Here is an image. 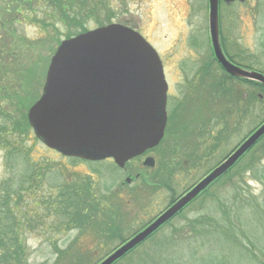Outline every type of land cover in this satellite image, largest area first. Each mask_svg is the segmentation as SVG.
Here are the masks:
<instances>
[{"label": "trees", "instance_id": "16d2710c", "mask_svg": "<svg viewBox=\"0 0 264 264\" xmlns=\"http://www.w3.org/2000/svg\"><path fill=\"white\" fill-rule=\"evenodd\" d=\"M111 8L107 0H0V152H4V159H14L21 168L19 175L23 172L19 187L11 186L10 181L6 188H0V264H29L27 234L39 235L47 243L55 256L53 264H80L82 261L97 264L100 261L93 262L89 252L93 250L105 257L115 249L114 244L121 245L145 226L131 230L129 202L122 199L118 189L123 185H104L92 176L80 174L65 176L64 170L56 167L59 165L37 164L32 160V147L26 143V138L32 135L26 111L40 86L38 84L31 95L19 88L18 92H13L17 85L33 88L43 68L30 75L28 67L20 66L19 45L31 42L21 39L11 43L12 38L7 35L11 29L22 24L34 27L45 34L35 43L52 42L59 46L61 42L56 37L68 40L89 31L84 24L91 21L95 12L98 13L96 27H102L100 11L108 12L106 25H109L114 18ZM259 47L264 50V44ZM236 57L228 54L231 62L239 64ZM31 69L37 68L34 65ZM256 71L264 74V68ZM223 80L217 102L221 100L228 105V133H232V123L239 127L242 113L251 114L257 103L264 104V86L227 75ZM263 122L264 117L255 129ZM188 129L193 134V129L185 130ZM170 137L173 138L169 146L170 163L164 161L161 165L167 168L171 164L174 169L186 163L193 170L199 163L193 155L197 147L189 141L192 162L183 161L181 165L176 159L186 156H180L179 136ZM208 156L203 155L202 159ZM263 160L264 136L172 220L114 264H264ZM173 169L169 168V173ZM92 173L99 177L98 171L92 170ZM49 175L54 186L48 188L45 177ZM251 183L260 185L258 193L249 185ZM72 232H78V237L71 243L68 240V246L62 248L61 237ZM81 236L91 238L92 250L88 240L86 247L78 244Z\"/></svg>", "mask_w": 264, "mask_h": 264}, {"label": "rangeland", "instance_id": "374dc122", "mask_svg": "<svg viewBox=\"0 0 264 264\" xmlns=\"http://www.w3.org/2000/svg\"><path fill=\"white\" fill-rule=\"evenodd\" d=\"M107 2L112 7L111 10L114 14V18L109 24H120L137 31L156 51L165 66L167 83L170 86V90L173 89L175 91V88L179 85H186L187 78L191 84L195 71L197 70L195 69L196 63L198 68L201 61L203 62L200 66V72L202 74L204 72L207 73L214 87V74L211 66L205 63L211 55L207 28V0H107ZM219 7L220 33L227 53L234 57L237 56L236 59L243 66H251L254 70L264 68V50L259 47L261 44H264V0H248L244 4L232 3L229 6L220 3ZM106 13L108 12L100 11V25L102 26H106L107 24ZM97 15L98 13L96 14L95 12L93 18L90 19L91 21L84 24L87 30L97 28ZM7 35L11 36V43L18 42L21 39L32 43H21L19 45L20 53L18 55L20 57V66L23 68L24 66L28 67L31 70L30 75L38 73L41 68H43V73L33 88L28 89L27 85H17L13 92L19 88L24 93L31 95L32 90L39 84L38 94L34 100L37 101L40 97L50 57H52L57 49V45L52 42L46 45L35 43L42 40L45 34L39 33L34 27L23 24L11 29ZM56 39L60 42L64 40H60L59 37H56ZM191 42H195L199 46L197 44L196 46H190ZM27 45L30 46L28 47ZM197 46L201 49L199 50ZM236 64L238 65V63ZM34 65L37 69L32 71L31 68ZM224 76L221 70L220 73H216L215 85L217 89H212L210 91L211 95L203 100L206 104L209 103L212 93L215 95V101L217 102L220 96L218 91H220V85L224 81L222 79ZM195 81L197 84H200L198 76H195ZM197 90L196 88L195 92ZM21 96H23V93ZM259 98L260 100L263 99L261 95H259ZM189 100L190 96L187 97L184 106L175 104L171 108L172 121L169 124L167 123V137L164 143L156 151L148 153V157L154 158L155 165L153 168L145 167L144 171H142L143 173L147 172L144 177L147 181H134L130 185L124 184L123 187L118 188L121 191V197L123 198L124 195V200H128L129 202L130 219H132L130 222L131 230L155 218L169 206L172 200L177 199L184 191L205 177L209 171L249 136L257 126L259 120L264 117V104L260 105L257 103L256 108L251 114L242 113L241 120L238 122L239 127L232 123V126H234V132L232 133H228V118H222L220 121V125L222 124V126H216V150L208 158L206 165L204 167L202 166L203 168H194L195 170H192L185 165L186 163H184V166L174 169L171 164L167 168L163 167L161 165L162 162L170 163L169 157L171 156V149L169 148V144H173L170 136L175 135L176 128H179L176 126L175 121H178L179 124L184 121L189 111V107H186ZM222 112L228 114V105L226 102L223 104L220 100L217 102L215 110L217 121ZM230 134L233 135L229 138ZM189 138L190 136L188 135L180 141V156H186L183 159L180 158L181 160L176 159V162H180L181 165H183V161L192 162V158L189 155L193 154V151L189 147L190 143L187 140ZM26 141L28 147H32V160L35 163L44 164L46 162L56 161L59 164L66 165L68 168L63 167L65 176H72L73 174L90 175V168H92L99 172L101 184L118 186L125 179L122 171L120 169L118 170L117 167L116 169L111 162L109 163L106 160L90 163L89 165L87 163H72V161H67L61 156L50 152L39 142H35L32 135L26 138ZM196 153L199 156V152L196 151ZM203 162L204 159L197 164H202ZM139 165L140 160L131 161L126 166L127 173L134 175L139 171ZM169 168L173 169L171 173H169ZM20 169L14 163V159H4V152H0V188L2 186L6 188L10 181L11 186L14 184L15 187H19L23 176V172L20 175L18 173ZM93 178L97 180V177L94 176ZM249 185L255 193L259 192L260 185L253 183ZM45 186L48 188L54 186L50 177H45ZM112 189L115 188L113 187ZM126 234L129 235L130 233L127 232ZM78 235V232H72L67 234V236H62L59 242L61 247H67ZM26 236V245L30 249L28 263L53 264L55 256L52 255L47 243L41 240L39 235L27 234ZM87 240L90 241L89 248L92 250L93 244L90 237L84 238L81 236L78 244L80 242L79 245L86 247L89 245ZM114 246L115 248L119 247L117 244H114ZM89 254L93 258V262L96 261V263L108 255L104 257L99 255V252L94 253L93 250ZM80 264H84V262L82 261Z\"/></svg>", "mask_w": 264, "mask_h": 264}, {"label": "water", "instance_id": "95a60500", "mask_svg": "<svg viewBox=\"0 0 264 264\" xmlns=\"http://www.w3.org/2000/svg\"><path fill=\"white\" fill-rule=\"evenodd\" d=\"M218 1L208 0L215 59L231 77L264 86V75L240 68L222 53ZM225 4L246 0H221ZM166 93L161 62L134 30L110 24L62 41L46 71L40 98L27 112L34 136L64 157L111 159L123 168L154 149L164 135ZM264 136V123L201 181L98 264H114L177 215ZM145 166H153L147 158Z\"/></svg>", "mask_w": 264, "mask_h": 264}, {"label": "flooded vegetation", "instance_id": "af4514ba", "mask_svg": "<svg viewBox=\"0 0 264 264\" xmlns=\"http://www.w3.org/2000/svg\"><path fill=\"white\" fill-rule=\"evenodd\" d=\"M220 46H221L222 52H223L226 60L228 61V53L225 50L224 42H223V40L221 41V38H220ZM202 62L203 61L200 62V64L198 65V68H197V63H196L195 69H197V70L195 71V74L193 76V80H192L191 84H190L189 79L187 78L186 85H184V86L179 85L177 88H175V91H173V89L170 90V86L167 83L168 89H167V98H166V115H167L166 126H167V123L169 124V122L172 121L171 120L172 114L170 111L171 108H173L175 104L184 106L187 97L190 96V100L186 105V107H189V111L186 114L184 121L181 122L180 124L178 123V121H175L177 124L176 126H178L180 128L176 131L175 134H177L179 136L180 141L182 139H184L185 137H187L188 135L190 136V138L187 140L188 141L191 140V143L194 144L195 147H197V150L199 152V156L197 155L195 149H194L193 155L196 157V160L199 159V161L202 159L203 155L208 156L210 154V156H208V158L211 157V154L216 150V148H215V146H216L215 141L217 139L216 138V136H217V131H216L217 127L216 126L217 125L222 126V124L220 125V121L222 120V118H228V114L222 112L220 115V118L217 121V116L215 115L217 102L215 101V95L213 93H212V97L210 98L209 103L206 104V102L203 101L204 99L208 98L211 95L210 91L212 89H215V87H216V85H215L216 73L217 72L220 73V70H221L222 74H224V72L221 69V67L217 64L216 60L213 57V54L211 53L208 61L205 63H207L211 66L212 72L214 74V87H213L212 86V80L210 77L207 76V73L204 72L202 74L200 72V66H201ZM163 68H164V75H165L166 82H168L167 81V72H166L164 64H163ZM195 76H198V78L200 80V84L196 83ZM196 88L198 90L195 92ZM193 104H195V106H193ZM187 127L193 129V134H191L189 132L190 131L189 129L185 130ZM170 141H171V139H170ZM171 145L172 144H170V146ZM148 156H149V154L146 153V154L138 157V159H136V160H140V165H139V171L137 173H135L134 175L127 173V169H126L127 164L122 169H120L122 171V173L125 175V179H124L125 184L130 185L132 182L139 181V180L143 179V177L146 176L147 172L143 173L142 171H144V169H145L143 161ZM208 158H204V162L202 164H196L195 168H203L204 165H206V163L208 162ZM153 160H154V158H153ZM132 161H135V159H133ZM108 162L112 163V161H108ZM153 165H155V160H154ZM55 171H56V169H55ZM94 176L97 177L96 175H93V177ZM97 180H100V176L97 177Z\"/></svg>", "mask_w": 264, "mask_h": 264}]
</instances>
